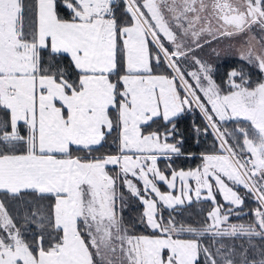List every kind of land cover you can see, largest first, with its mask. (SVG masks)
<instances>
[{"label":"snow or ice","instance_id":"1","mask_svg":"<svg viewBox=\"0 0 264 264\" xmlns=\"http://www.w3.org/2000/svg\"><path fill=\"white\" fill-rule=\"evenodd\" d=\"M123 8L0 0V264H264V78L251 79V69L264 77V0ZM222 37L240 43L215 55L243 62L227 71L226 89L195 55ZM188 59L198 71L182 69ZM197 109L196 133L210 129L220 151L169 177L158 160L185 154L180 123ZM225 121L235 128L222 130ZM110 140L114 152L92 155ZM121 182L144 206L139 234L117 210ZM240 187L257 202L247 224L229 223L245 203ZM193 194L212 202L204 225L157 216L159 204L174 209Z\"/></svg>","mask_w":264,"mask_h":264},{"label":"trees","instance_id":"2","mask_svg":"<svg viewBox=\"0 0 264 264\" xmlns=\"http://www.w3.org/2000/svg\"><path fill=\"white\" fill-rule=\"evenodd\" d=\"M27 5L32 3V0H25ZM124 14L123 8V0H119L117 4V16H122ZM207 46V45H205ZM238 67V63H230L227 61H223L220 64L216 65V69L219 68L220 71L214 75V79L218 84L223 85V80L226 77V73L230 67ZM247 70V69H245ZM252 75V74H251ZM187 79H189L186 76ZM252 79V78H251ZM258 79V78H257ZM257 79H252L255 82ZM183 91V89H181ZM204 120L201 116L199 110H194L191 113H188L187 117L181 121L180 129L183 134L185 144H184V155L179 157H173L171 160H167L164 158H160L158 160V167L165 172V174H170L173 170H183V169H190L198 166L201 161V154L202 153H218L219 143L216 140L215 136L212 135L211 130L207 135L201 131L199 134L196 133V127H203ZM236 126L235 121H225L221 125V128H228L229 130L234 129ZM229 143H234L231 136L228 137ZM107 151H115V146L111 144V140L109 144L105 145V148L102 149L100 152L92 153L93 156H100L103 152ZM189 153L192 155L189 156ZM82 155H87L82 154ZM110 174H114L115 169L114 166L108 167ZM131 178V177H130ZM134 180V178H132ZM140 187L141 192L143 194V186L139 182L135 181ZM159 187L164 188L165 186L161 182H157ZM242 196L245 198V203L242 208H237L234 210V214H232L229 218V223H250L254 220V217L251 215L252 211L257 207V202L253 200V197L249 194H246V190L242 187L237 189ZM122 194L123 196V206H121L120 201L118 200L117 203V210L123 215L124 220L131 224L135 222L137 234L143 231L142 226L139 223V219L143 213V205L141 204L140 200L136 197L131 196V194L127 191V189L123 186L122 182L118 185V196ZM216 199L220 205H223V210H226L228 205L221 201L219 194L216 192ZM213 207L212 202L208 200H204L203 198L197 200L192 199L191 203L185 202L184 205L176 206L174 209H167L164 207L159 208L157 213L158 217H162L164 221H167L170 217L174 218L178 223L185 222L188 224H192L194 226L200 227L207 222V215L211 208ZM235 213H240L236 215ZM34 228V226H33ZM149 233L151 230H148ZM29 239L32 236V232L29 231L26 233ZM205 244L209 243L208 239L203 241ZM257 244L262 243L259 239L255 241ZM224 243L229 244L231 241L228 238H225Z\"/></svg>","mask_w":264,"mask_h":264},{"label":"rangeland","instance_id":"3","mask_svg":"<svg viewBox=\"0 0 264 264\" xmlns=\"http://www.w3.org/2000/svg\"><path fill=\"white\" fill-rule=\"evenodd\" d=\"M215 23V22H214ZM254 34L257 36V38L259 39L260 38V34L258 31H255ZM240 43V40L239 38H229V37H222L220 38L219 40H214L212 41L211 45H207L205 46L203 49H197L196 50V53L195 55L200 58L202 61H205L207 63H210L213 65L214 69H216V65L217 64H220L221 62L223 61H227V62H232V63H235L237 62L238 63V66H240L241 63L243 62H239L236 60V58L232 55H221L220 57H217L215 55V53L212 51L213 48L217 49L218 51L222 50L223 52H227V53H230L232 51V46L233 45H238ZM181 67L182 69L185 70V72H190V71H198V68L199 66L195 64L194 60L192 59H188V60H185L182 62L181 64ZM249 67L250 66H246L245 69H247L246 71L249 70ZM220 71L219 68H217L214 73H213V76L215 75L216 76V73H218ZM251 78L252 79H257V78H264L262 77V75L256 70V69H251ZM189 79V81L194 85L195 82L192 80V78L190 76H187ZM218 83V82H217ZM223 88H227V86L225 84L221 85ZM201 164V161L200 163L198 164V166H200ZM198 166H195L194 168H190V169H183V171H190V170H195ZM108 167H112V165H109ZM162 170V169H161ZM176 171H181V169L179 170H176ZM169 177L171 176V173L168 174ZM162 183V182H161ZM189 183L192 185V187L194 188L195 187V181H192L190 180ZM214 183V181H213ZM163 184V183H162ZM165 187L162 188V187H158L160 188L161 192H168L170 191L167 187V185L163 184ZM143 186V185H142ZM179 189H180V181L179 179L177 178V182H176V188L174 190H171L173 191L174 194H178L179 193ZM206 194V193H205ZM217 194H219L220 196V199L222 202H224L223 200V197L220 195L219 191L217 190ZM251 195V194H249ZM152 196L154 197L155 194L153 193ZM196 199L195 195L193 194L192 195V199ZM253 200H255L253 198ZM187 202V201H186ZM225 203V202H224ZM144 207V206H143ZM161 207H164V208H167L165 207L163 204H159V208ZM213 208V207H212ZM211 208V210H212ZM168 209V208H167ZM210 210V211H211ZM209 211V212H210Z\"/></svg>","mask_w":264,"mask_h":264},{"label":"crops","instance_id":"4","mask_svg":"<svg viewBox=\"0 0 264 264\" xmlns=\"http://www.w3.org/2000/svg\"><path fill=\"white\" fill-rule=\"evenodd\" d=\"M118 1H119V0H114V4H116V5H117V4H118Z\"/></svg>","mask_w":264,"mask_h":264}]
</instances>
